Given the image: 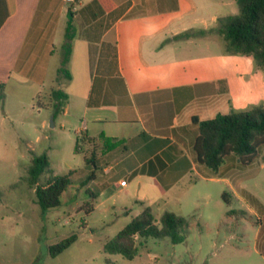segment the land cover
<instances>
[{
	"label": "crops",
	"instance_id": "crops-1",
	"mask_svg": "<svg viewBox=\"0 0 264 264\" xmlns=\"http://www.w3.org/2000/svg\"><path fill=\"white\" fill-rule=\"evenodd\" d=\"M225 6L221 0H80L78 11L70 10L91 66L96 62L81 128L96 139L102 174L124 164L123 173L103 186L128 195L138 213L158 204L187 171L206 173L192 152V117L203 121L230 108L264 105V74L250 56L225 54L222 36L213 31L216 20L228 16ZM68 8L63 0H0L2 91L10 84L38 89L49 81L65 93L55 79ZM207 34L219 35L220 51L199 43L197 37ZM102 134L115 147L104 148ZM259 244L256 251L264 253V241Z\"/></svg>",
	"mask_w": 264,
	"mask_h": 264
},
{
	"label": "rangeland",
	"instance_id": "rangeland-1",
	"mask_svg": "<svg viewBox=\"0 0 264 264\" xmlns=\"http://www.w3.org/2000/svg\"><path fill=\"white\" fill-rule=\"evenodd\" d=\"M221 1L227 4L225 14H237L234 0ZM74 34L66 65L71 81H64L61 75L55 79L67 94L66 115L58 112L53 116L49 92L54 85L49 81L38 89L17 90L10 84L1 90L6 100L0 101V264H264L260 256L264 253L256 251L264 241V145L248 166H240L229 156L215 172L207 168L204 175L187 171L151 207L155 218L167 211L189 220L183 242L137 237V252L130 260L104 252V244L137 215L139 207L111 185L103 186L111 176L123 173L124 164L110 163L113 169L102 174L97 169L102 164L99 147L80 141L74 151L76 139L84 134L80 122L92 84L91 67L93 72L96 67V62L91 66L88 48L77 29ZM197 38L214 52L222 49L217 34ZM95 50L98 54L99 47ZM39 153L48 156L54 176L69 174L70 180L60 205L45 211L35 203L34 187H11L25 175L32 155ZM91 172L95 181L82 186L80 181ZM47 176H41L39 183ZM87 190L101 195L92 202ZM223 192L229 195L228 203L222 199ZM148 196L155 194L148 192ZM85 205L93 206L88 215L82 211ZM73 233L76 240L51 258L48 247Z\"/></svg>",
	"mask_w": 264,
	"mask_h": 264
},
{
	"label": "trees",
	"instance_id": "trees-1",
	"mask_svg": "<svg viewBox=\"0 0 264 264\" xmlns=\"http://www.w3.org/2000/svg\"><path fill=\"white\" fill-rule=\"evenodd\" d=\"M237 6L236 15L219 17L213 31L222 36L224 41V53L229 55L250 56L253 66L264 72V0H234ZM68 20L64 32V40L61 45V60L57 73L64 79L70 75L66 69L71 53V40L74 37V28L71 12L68 9ZM186 33L177 35L185 36ZM0 85V101L3 99ZM49 97L52 101L53 116L62 111L67 95L59 89H51ZM38 106L40 102H38ZM193 124L197 125V132L192 143V152L198 164L211 170L217 171L225 161L226 157L232 158L240 166H248L257 157L259 148L264 145V105H251L244 110L230 108L226 114H216L213 118L198 121L191 118ZM103 147L110 149L115 147L116 142L100 135ZM86 141L94 146L96 139L81 135L76 139L74 151L78 150V142ZM94 158V151L92 150ZM96 169L92 159L89 160ZM48 175L39 183L41 176ZM94 172L80 181L84 186L87 181L94 179ZM27 184L34 187L35 203L41 211L60 205V196L66 191L70 184L69 174L54 176L49 168V159L45 153L33 154L25 175L11 187ZM91 201H95L97 193L87 190ZM229 195L222 193V199L228 203ZM83 214L88 215L93 211L92 205L82 208ZM189 220L172 212H163L158 218L152 214L150 207L143 208L136 216L110 240L103 250L107 254H119L125 259H132L137 252L135 238L162 239L169 238L172 244L181 243L188 233ZM77 238L75 233L52 244L48 247L51 258L56 257L68 248Z\"/></svg>",
	"mask_w": 264,
	"mask_h": 264
},
{
	"label": "built area",
	"instance_id": "built-area-1",
	"mask_svg": "<svg viewBox=\"0 0 264 264\" xmlns=\"http://www.w3.org/2000/svg\"><path fill=\"white\" fill-rule=\"evenodd\" d=\"M65 3H67L70 7V10L73 12L77 9V7L79 6L80 0H63ZM125 185V181L121 180L119 182V186H123Z\"/></svg>",
	"mask_w": 264,
	"mask_h": 264
},
{
	"label": "water",
	"instance_id": "water-1",
	"mask_svg": "<svg viewBox=\"0 0 264 264\" xmlns=\"http://www.w3.org/2000/svg\"><path fill=\"white\" fill-rule=\"evenodd\" d=\"M49 126H50V127L53 126L52 119L50 120Z\"/></svg>",
	"mask_w": 264,
	"mask_h": 264
}]
</instances>
